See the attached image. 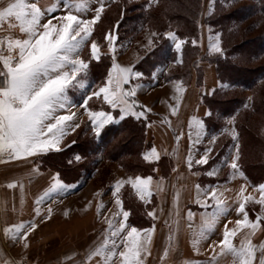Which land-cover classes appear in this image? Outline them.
<instances>
[{"label":"snow or ice","instance_id":"6c2138e0","mask_svg":"<svg viewBox=\"0 0 264 264\" xmlns=\"http://www.w3.org/2000/svg\"><path fill=\"white\" fill-rule=\"evenodd\" d=\"M90 0H36V2L27 3L26 0H4L0 4V27L5 21L8 22L7 35L0 36V153L7 152L12 158L28 157L38 153L59 149L66 130L75 132L80 128L81 123L91 124L94 135L101 136V130L114 122L110 111L103 110V105L110 106L111 109H119V118L122 120L126 116H133L137 120L146 118L145 111H137L136 91L141 87L139 83H132L131 87H125L133 79L139 80L143 73L128 65L122 66L117 63L115 58V41L117 36L111 32L105 34L102 39L107 41L109 51L113 54L111 57V67L108 69L104 80L94 87L88 80L89 64L92 60L101 59L100 43L92 39L94 35V25L101 19L105 9L103 0H97L98 7L94 9V14L90 19H84L83 14L89 11ZM13 21L18 22V25ZM55 21V22H54ZM19 28L20 36L12 34L13 29ZM152 35H155L153 33ZM175 41L176 48L179 49L183 41L177 39L174 33H167ZM221 33H216L215 42L209 44L210 53L225 56V50L221 46ZM153 40L148 39L145 47H151ZM196 43L195 40L192 41ZM6 45V47H5ZM88 48L86 55L85 49ZM8 54L5 55L4 52ZM156 72L152 73L155 77ZM92 88L89 92L88 89ZM177 92L183 91L180 81L174 83ZM221 89L230 87L228 83L221 81ZM83 90L80 100L82 108L88 116L87 121L77 122L79 113L70 111L67 106L76 108L79 101L74 102L70 91ZM215 89L212 90V94ZM73 95L75 93L73 92ZM96 98L101 103V109L96 110L90 105V100ZM175 98V97H174ZM178 101V98H175ZM249 100L252 97H248ZM247 106V105H245ZM146 107V106H142ZM151 111V109H147ZM176 108H172L173 114H176ZM63 112L64 114H59ZM211 116V112L205 113ZM163 122H168L166 119ZM235 116L225 119L220 134L230 133L234 140H238V134L234 128ZM195 125V138L189 133V151L186 157L188 169H192L193 164L204 165L211 159V153L217 141V135L212 134L208 143L204 146L199 159H195V153L192 151L195 145L203 143L205 136L204 121L192 117L189 121V128ZM233 127H229V126ZM183 132L176 136L177 143L180 141ZM236 153L231 159L225 158V163L234 170L233 174L240 171L239 144H236ZM175 151V149H174ZM145 161L158 160L159 153L153 147L150 151L143 154ZM75 160L81 157L76 154ZM216 169L207 172L208 176L216 175ZM152 176L128 177L127 180H117L115 182V203L120 207L123 219L118 222L113 219L107 220L108 228L104 243L89 250L86 253V261L91 262L94 257H99L95 264H113V259L117 255L121 258L119 264H145L144 257L149 254L148 244L151 241V232L153 229L142 230L135 226L127 224L129 211L122 208V201L119 196L120 188L125 184H131L136 190L141 200H146L151 195L149 189ZM16 186V182H10L9 188ZM22 187V185H21ZM65 185L57 174L54 182L46 188L43 193L36 197L35 216L41 219H48L51 216V208L44 212L39 207L45 198L53 192L62 190ZM158 189L160 185L157 186ZM197 191L196 203L208 207L207 197L214 201L212 211L201 214V224L198 232L193 233L191 243L194 250H199L201 240L207 239L208 235L215 231L222 216L229 213V206L217 195V189L209 186L204 189L205 198L200 199L201 187L195 185ZM259 190L260 198L256 199L251 194L243 195L239 199L235 211L242 215L236 224L250 229L247 236L240 241V245L233 244L231 237L236 235V230L228 229L225 224L223 238L219 240V252L212 256L209 264H214L216 257L220 254H231L234 257V264H264V241L259 245L252 243L251 236L257 230L264 231V183L256 185ZM245 187L241 186L240 193L243 194ZM179 194L177 193L176 200ZM174 200V203L176 202ZM254 202L261 206V212L256 215L254 220L249 219V213L246 205L248 202ZM97 212L104 207L102 203L97 204ZM119 215V213H114ZM149 216L155 218L154 212H149ZM191 220L194 213L187 214ZM37 228L36 219L30 221H21L4 228L6 235L11 234L13 240L24 241V247L27 248V238L29 233ZM145 236L141 237V232ZM172 237L170 235L169 241ZM111 240V244H109ZM117 240L120 244H117ZM122 246L123 250H119ZM211 247V245H210ZM169 247H166L164 254L160 257L161 261L167 257ZM257 251L259 256L257 257ZM4 264H16L15 261H4ZM23 264V261L20 262ZM186 264H192L186 261Z\"/></svg>","mask_w":264,"mask_h":264},{"label":"crops","instance_id":"0c3cea01","mask_svg":"<svg viewBox=\"0 0 264 264\" xmlns=\"http://www.w3.org/2000/svg\"><path fill=\"white\" fill-rule=\"evenodd\" d=\"M114 1L115 0L103 1L105 2V9ZM26 2L32 3L36 2V0H26ZM3 3L4 0H0V4ZM96 7H98L97 0H90L89 11L84 13L86 17L84 19H90ZM13 22L18 25V22ZM97 23L98 21L93 26L94 28ZM7 24L8 22L5 21L2 27H0V36L9 34ZM11 31L12 34L16 36L21 35L18 27ZM109 32L115 35L114 28L107 29L105 34ZM169 32L174 33L173 31H166L165 37L170 40L174 50L177 52V62H168L163 66H157L152 71V73H157L155 77L152 76V73L150 79H147L143 75L139 80L133 79L134 81L128 84L129 87H131L132 83L141 84L135 96L140 105V107H136V110L146 112V118H141L145 122V128L139 157L145 161L143 154L155 147L159 153V159L145 161L152 165L151 173L146 175L140 173L129 174L123 170L118 162L107 161L110 162L111 177L110 181L107 180L106 192L108 194L107 196L116 205L113 192L115 191V182L117 180H127L128 177H135L136 175H140L141 177L152 176L153 179L149 185L151 195L147 197L146 200H141L139 198L136 190L132 188L131 184L125 183L119 190L123 210L129 211L125 208L123 195L125 190H130L131 187L132 191L130 192L144 207H146V203L151 202V200L155 201V211L157 213H155V218H151L150 222V224L155 225V229L157 224L169 223V230L162 231L156 229L151 232V241L148 244L149 254L144 257L145 264L148 263L149 258L151 259L149 262H152V264H186V261H191L192 264H209L212 256L219 252V240L223 238L225 224H227L228 229L236 230V235L231 237L233 244L236 246H239L240 241L251 231L248 228L236 224V221L243 217L235 211V208L238 206L239 199L242 198L243 195L251 194L256 199H259L260 193L256 185L264 183V181L256 185H251L245 177H241L239 173H235L228 181L221 183H204L201 181L200 177L204 175L203 168L205 167L203 166H205V164H193L192 169H188L186 157L190 146L189 133H191L194 139L196 132L194 124L191 129L189 128V121L192 117L203 120L206 116L205 113L208 112V109L201 102V95L206 92H203L205 91L203 89L198 90V88L194 86L196 76L194 69H192L187 82L179 78L163 79L165 75L177 71V63L180 61L181 57V46L179 49L176 48L175 41L172 37L167 35ZM175 37L179 39L176 35ZM150 38L152 39V34H150ZM118 42L120 41H115L114 43L117 44ZM152 46L144 49V52L139 54L138 57L128 59L127 62H123V59L119 60L115 57L116 61L122 66H134ZM106 48H108L107 44L106 47L100 49V52L106 51V53L112 57L110 54L111 52ZM4 54L7 55L8 53L5 51ZM171 63L173 64L170 65ZM110 67L111 64L109 68ZM203 72H205V70H203ZM204 75L206 76L205 73ZM176 81L182 83V92L176 91L174 87ZM91 90L92 89H90V91ZM174 97L178 98V101ZM95 101H97V99H95ZM80 103H82V100L79 101L76 108L67 106L70 111L79 113L77 119L78 123L88 120L87 113L79 107ZM89 103L96 110H100L102 107L97 106V104H92L91 102ZM104 106L103 110L110 111L115 118L112 123L120 120L119 109H111L110 106L106 104ZM173 107L177 109L176 114L172 112ZM147 109H151V111ZM59 114L64 113L61 112ZM126 117L136 119L133 116ZM165 119L168 122H163ZM82 124L85 123H81V125ZM87 125L91 127L90 123ZM78 129H76V131ZM75 132L66 130V135L59 149L64 147L63 144H69L71 142V137ZM181 132H183V135L177 143L176 136ZM205 136L206 138L203 140V143L195 145V148L192 149L195 153V159H199V155L203 152L207 140L210 139L206 131ZM59 149H52L50 151ZM47 152L49 151L18 158H12L7 152L0 153V264H4V261H15L16 264H19L17 258L19 255L35 254L42 256L40 259L42 264H95V261L99 259V257H94L91 262H88L85 259L86 253L103 244L105 236L110 234L107 233L106 230L99 232L98 229L83 230V228L87 227V223L91 224L92 217L94 221L97 220L98 215H96L95 211L97 210L96 206L97 204L103 203L102 201L104 200L99 201L98 190H96L93 199L91 198L89 201L86 200L87 204L85 205L89 207V213L82 214V201L81 199L75 201V199L80 195L83 188L82 186H90L93 179H96L97 174L93 171L83 184L62 181L67 187L50 193L45 198L44 202L39 205L44 212H47L48 209L51 208L50 218L41 219L36 217L34 211L37 206L36 197L41 195L46 188L50 187L57 177L53 170L35 167L34 165V160ZM13 181L16 182V186L9 188L8 184ZM197 184L201 187L200 199L203 200L205 198L204 189H207L209 186L215 187L217 189L216 195L224 200L230 209L226 216L220 218L215 231L209 234L207 239L201 240L198 251L194 250L191 243L193 233L199 231L201 214L205 212L210 213L214 201L211 197H207V208L202 204L196 203L197 191L195 185ZM93 185L97 186L98 184L93 183ZM158 185H160L159 189L157 187ZM241 186L245 187L243 194L240 193ZM177 193L179 194L178 200H176ZM73 198L72 210H70L68 214L59 215V207H69L68 203L71 202ZM174 200H176L175 203ZM105 205L108 207V203L105 202ZM255 207H257V209H255ZM246 208L249 213V219L251 220H254L256 215L261 212V206L251 201L247 203ZM93 210L94 215H91ZM189 211L194 213L191 220H189L187 216ZM166 212L169 214L168 219L163 218L166 217L163 216ZM116 217L119 220L123 219L122 215H117ZM34 218L37 222V228L25 238L28 244L27 248L24 247V241L19 239L13 240L11 234L6 235L4 233L5 227H10L12 224L21 221H30ZM108 219L115 220L114 216L110 215V213L104 215V222H107L105 220ZM117 219L115 221H118ZM101 221H103V219H101ZM67 222L71 224L68 230L59 231L57 229L58 224ZM174 223L176 226L172 228ZM127 224L142 230L150 229V225L147 227H138L132 224L129 221V216L127 218ZM88 227L90 228L89 225ZM259 234L264 235V231L257 230L256 233L251 236L252 243L255 245H259L264 241ZM170 235L172 237L171 241H169ZM144 236L145 232L142 231L141 237ZM109 244H111V240H109ZM117 244H120L119 240H117ZM166 247H169V253L167 257L161 261L160 257L164 254ZM119 250H123L122 246ZM257 254H259V251H257ZM120 259L118 255L114 257L113 264H119ZM26 264L28 263L26 262ZM214 264H234V257L227 253L220 254L216 257ZM254 264H257V262L254 261Z\"/></svg>","mask_w":264,"mask_h":264},{"label":"trees","instance_id":"16d2710c","mask_svg":"<svg viewBox=\"0 0 264 264\" xmlns=\"http://www.w3.org/2000/svg\"><path fill=\"white\" fill-rule=\"evenodd\" d=\"M239 2L242 4L240 5ZM124 3L125 0H115L104 10L96 25V32L104 25L105 27L109 25L108 29L114 28L115 34L117 31L120 32L121 37H117V41H122L124 38L131 40L143 29L150 30L152 34L155 33L152 35L154 42L152 48L134 65L135 69L141 71L147 79H150L152 71L157 66L177 62V52L170 40L165 37L166 31H173L183 43L177 71L165 75L164 80L179 78L187 82L192 66L197 65L199 60L213 65L218 83L223 81L230 87L221 89L218 84L213 88L215 89L214 94H212V89L209 93L201 95V102L207 107L208 112H211V116L206 115L203 119L205 131L209 137L212 134L217 135L215 153L208 163L224 154L233 142L230 135L220 133L225 125V119L235 116L234 128L238 134L236 144H239L240 171L244 173V177L251 185L263 182L264 173H258L259 177L249 173L244 154V144L247 139L244 132L251 127L250 119L253 115L264 119V92L261 88L264 81V29L256 36H245L264 24V0H212L210 11L202 20L209 33H221V46L225 50V56L210 52L201 53L199 45L192 43L193 40L197 42L202 29L199 26L201 0H156L155 3L150 0H138L136 3L132 2L127 5ZM252 17L256 19L246 22L243 27L240 26ZM237 36L238 39L234 40ZM101 63V59L92 60L90 66L100 68ZM197 68L201 73V66ZM89 72L92 75L91 79L94 80L93 72L90 69ZM94 73L97 74V72ZM244 90H249L250 97H252L248 104L245 96L240 94ZM137 107H140L138 102ZM254 124V128H257L255 135L263 147L261 158L257 160V166H264V137L258 131L259 123L255 120ZM262 125H264V120H262ZM144 128V120L124 117L115 123L105 125V128L101 130V136L88 132L89 136L82 137L79 134L75 135L77 133L75 132L69 144L59 150L45 153L39 159V165L56 170L65 182L70 183L77 180L75 178L81 171L86 175H91L92 161L89 159L96 154H101L106 160L118 162L127 172L149 174L151 173L150 165L139 161H128L127 163L124 159L126 158L124 156L131 152L126 147L127 141L137 145L136 154L139 157ZM122 133L125 134L124 140L120 145H113V141ZM76 154L81 157L78 161L74 159ZM208 163L203 167H206ZM76 172H78L77 175ZM65 173L75 174V177L66 179ZM200 179L202 182L209 183L221 181L204 176ZM123 199L125 208L129 210V221L134 225H139L141 222L137 223L132 209V206H135L133 201L126 194L123 195Z\"/></svg>","mask_w":264,"mask_h":264},{"label":"rangeland","instance_id":"374dc122","mask_svg":"<svg viewBox=\"0 0 264 264\" xmlns=\"http://www.w3.org/2000/svg\"><path fill=\"white\" fill-rule=\"evenodd\" d=\"M103 1H106V0H103ZM137 1L138 0H125L124 4L127 5V4L132 3V2L136 3ZM150 2L155 3L156 0H150ZM211 4H212V0H201V8H200V14H199V20H200L199 22L200 23L199 22L198 23L202 29H201V32L199 31L200 33L198 36V40L196 42L199 45L201 53L210 52L209 51L210 41L215 42V39H216V33H209L208 29L206 28V26L204 24V21L202 20V18H204V16L209 13ZM239 4L241 5L242 2H239ZM83 18H86L84 14H83ZM255 19H256V17H252V18L246 20L245 22L241 23L240 26L242 25V27H243L246 25V22H249V21H252ZM104 27H105V25H104ZM104 27L103 28L101 27V29L98 27L99 28L98 32H96L97 26H95L94 35L92 37V39H96L100 43V49L106 47V44H107V41L103 40L102 37L104 36L109 25L108 26L106 25L105 28ZM263 29H264V24L259 26V28H256L252 32H248L245 36H247V37L256 36ZM150 34H152V32L150 30L143 29L138 34H135V36L131 40L124 38L122 41L115 44V48H116L115 57L119 60L123 59V62H127V60L130 58L138 57L139 54L144 52V49L148 48V47H145V45L148 44V39L150 38ZM115 35L118 38L121 37V34L119 31H117ZM237 39H238V36L234 40H237ZM106 49L108 50V48H106ZM88 50L89 49L86 48L85 53H82V56L86 55ZM110 54L113 55L112 53H110ZM199 61L197 62V65L192 66V68L190 70V73H191L192 69H194L195 74H196L194 86L196 88H198V90L203 89V90H205L203 92L209 93L219 83L216 79V74H215L213 65H211L205 61H200V62ZM101 62L102 63H101L100 68L99 67L93 68L89 64V69H90V71L93 72L95 79L94 80L91 79L92 75H91V72H89L88 80L93 87L95 85H99L104 80V78L106 77L107 69L109 68V66L111 64V56L109 54H107L106 51L101 53ZM172 64L173 63H171L170 65H172ZM197 66H201V69H200L201 73L199 72ZM90 67H92L94 70H92V68H90ZM186 68H184V69H186ZM177 69H178V67H177ZM203 70H205V72H203ZM94 72H97V74ZM199 73H200V75H199ZM204 73L206 74V76L204 75ZM262 84L263 85H261V88H262V92H264V81L262 82ZM126 87H129V85H126ZM90 89H92V88L90 87L88 89L89 92H90ZM82 91L83 90H80V91L72 90V91H70V96H72V99L74 102L80 101V96H81ZM73 92L75 93V95H73ZM240 94L245 96L246 103L248 104L249 103L248 97H250V91L244 90V91L240 92ZM95 99L93 98V100H91L90 102L92 104H97V106H101L100 101L98 99H97V101H95ZM260 104H261V102H259V105ZM103 107H105V106L103 105ZM250 120L252 122L250 125L251 127H249V129H247L244 132V135L247 138V139H245V144H244V154L246 157V163L249 167V173L255 177H259L258 173H260V172L264 173V166H262V165L257 166V160H259L261 158V151L263 150V147L261 146L259 140L257 139V137L255 135L256 134L255 129L257 130V128L256 127L254 128V126H255L254 122L256 120L259 123V130L258 131H259L260 135H262L264 137V125H262V120H264V119L261 118L260 116L257 117L256 115H253ZM229 127L231 128L233 126L230 125ZM80 129H81V131H80ZM76 132L77 133L75 135L79 134L82 137L89 136L88 132L91 134H94L91 127L88 125L86 126L85 124H82L80 126L79 130ZM227 134L230 135V137L232 138V135L230 133H227ZM124 135L125 134L122 133L120 136H118L113 141V145H120L121 141L124 140ZM73 138L74 137H72L71 140ZM232 140H233V142L228 146V149L224 154L217 157L214 161H211L210 163H208V165L205 168H203V173H204L203 176L204 177L214 178L215 180L220 179L221 181H219V183H221L224 181H228L229 178L231 176H233L234 170H232L228 166V164L224 162L226 157L228 158V160H230L231 156L236 153V147H235L236 146V140H234L233 138H232ZM207 143H208V140H207L206 144ZM63 145L65 146V145H67V143L63 144ZM126 147H127V149H129L131 151L128 153V155L124 156V157H126L124 159L127 163H128V161L129 162L139 161L140 163L150 165L151 166L150 168H152L151 164L143 161V159H141V157H137V154H136L137 145L127 141ZM214 153H215V149L210 154L211 157L214 155ZM41 157H38L34 160L35 167H40L39 159ZM56 160H58V159H56ZM89 160L93 162V163L91 162V164H92L91 170H92V173H93V171H95V173L97 174L96 179H93V182H91L90 186H82L83 188L81 190V193L75 199V201H78L81 199V201H82V207H81L82 214H87V213H89L88 212L89 207L87 205H85V204H87L86 200L89 201L91 198L93 199L95 191L98 190L97 192H98L99 201L104 200L106 203H108V207L105 205V202L102 201L103 202L102 204L104 205V207L100 210L99 213L97 212V210H95L96 215H98L97 220L94 221V218L92 217V221L90 222L91 224L87 223V227L83 228V230L84 229H86V230L98 229V231L100 232V231H105L108 228L107 222H104V215L105 214L110 213V215L114 216V218L116 220L117 215H114V213H119V215H122V213L120 211V208L117 205H115L113 203V201L107 196L108 194L106 192V184L108 181H110V177H111L110 162H107L109 160L102 158V156L100 154L94 155V157L90 158ZM40 168H43V167H40ZM213 168L216 169L217 174L214 176H208L207 172L210 170H213ZM50 170H53V169H50ZM123 170L126 171L124 168H123ZM53 171H54L55 175L57 176L58 172L56 170H53ZM127 173L132 174V172H127ZM77 174H78V172H76V175ZM82 174H84V173L81 171L80 174H78V177L75 178V179H77L75 181L76 184L85 183L86 178L89 177V175H86V174L82 175ZM260 175H262V174H260ZM58 176H59V174H58ZM64 176L66 179H72L75 177V174H66L65 173ZM59 179L61 181L65 182L60 176H59ZM96 181H97V183H96ZM93 183L98 184L99 186L98 185L94 186ZM204 183H209V182H204ZM130 191H132L131 187H130V190L126 189L124 194H126L128 196V198H130L133 201V204L135 205V206H132L133 212L136 215L137 223L141 222L139 225H136V226L147 227L150 225V229L154 228V230L157 229V230H162V231L170 229L168 227V225H169L168 222L157 224V227L155 229V225L150 224L152 216L148 215L149 212H154V214L157 213L155 211V201L151 200V202L146 203L147 205H146V207H144L141 202L137 201V198H135V196ZM73 202H74V198L71 200V202L68 203L69 207L68 206L59 207V211H60L59 215L68 214L69 211L72 210V208H73V205H72ZM109 205H110V207H109ZM252 207H254V206H252ZM255 209H257V207H255ZM91 215H94V210L91 213ZM83 216H85V215H83ZM163 216H166L163 218L168 219V216H169L168 212H166V214H164ZM101 219H103V221H101ZM117 220L119 221V219H117ZM105 221H107V220H105ZM88 225L90 226V228L88 227ZM70 226H71V224L69 222L61 223V224H58L57 229L59 231H66L70 228ZM175 226H176V224L174 223L172 228H175ZM259 235H261V234H259ZM261 237L264 239V235H261ZM257 255L259 256V254H257ZM17 258L19 260V264H20V261H23V264H26V262L28 264H42L41 260H40L42 258L41 255H36V254L35 255H21V256L19 255ZM149 261H151L150 258L148 259L147 264H152V262L150 263Z\"/></svg>","mask_w":264,"mask_h":264}]
</instances>
